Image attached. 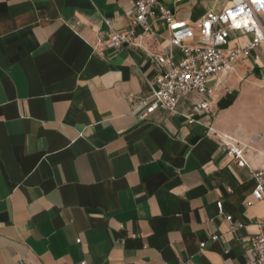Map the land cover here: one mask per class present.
I'll list each match as a JSON object with an SVG mask.
<instances>
[{
	"label": "crops",
	"instance_id": "crops-1",
	"mask_svg": "<svg viewBox=\"0 0 264 264\" xmlns=\"http://www.w3.org/2000/svg\"><path fill=\"white\" fill-rule=\"evenodd\" d=\"M160 1L195 30L191 44L201 19L230 4ZM135 2L0 0V264L255 258L264 203H247L264 164V47L210 81L211 113L188 119L189 95L174 114L142 118L159 73L151 55L181 54L153 20L141 47H106L132 26ZM248 40L231 32V46Z\"/></svg>",
	"mask_w": 264,
	"mask_h": 264
},
{
	"label": "built area",
	"instance_id": "built-area-1",
	"mask_svg": "<svg viewBox=\"0 0 264 264\" xmlns=\"http://www.w3.org/2000/svg\"><path fill=\"white\" fill-rule=\"evenodd\" d=\"M134 13L133 24L128 30L110 33L107 48L141 47L143 38L155 35L153 21H159L171 31L170 44L181 54L179 61L168 54L151 55L159 73L151 84L150 96L143 101L145 112L142 118L159 110L174 114L181 101L189 95L194 99L188 119L211 113V103L204 98L210 93V81L234 70L244 59L258 61L260 56L256 51L264 47V0H230V4L221 11H209L200 21L194 44L189 42L196 38L195 30L178 24L173 10L160 0H136ZM138 27L142 29L141 34L137 32ZM231 32L247 35L249 40L231 46ZM229 155L234 156L240 165L246 164L243 150L231 146ZM253 181V199L247 203L248 206L255 202L264 203V164L254 171ZM217 208L223 215V201L217 203ZM226 220L232 223V216H226ZM212 239L217 241L219 237L213 235ZM204 246L205 243H201V247ZM251 246L255 258L247 264H264V227L252 239Z\"/></svg>",
	"mask_w": 264,
	"mask_h": 264
},
{
	"label": "rangeland",
	"instance_id": "rangeland-1",
	"mask_svg": "<svg viewBox=\"0 0 264 264\" xmlns=\"http://www.w3.org/2000/svg\"><path fill=\"white\" fill-rule=\"evenodd\" d=\"M263 53H264V50L262 51V55H261L262 61L264 62V54ZM244 71H246V69L243 67V64H239L238 72L241 73V72H244ZM230 83L236 85V76L235 75L232 76V79L230 80Z\"/></svg>",
	"mask_w": 264,
	"mask_h": 264
}]
</instances>
